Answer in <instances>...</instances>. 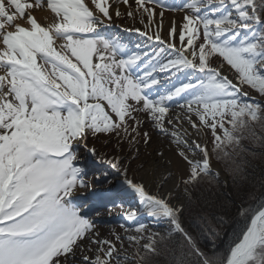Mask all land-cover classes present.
<instances>
[{
	"label": "snow or ice",
	"instance_id": "1",
	"mask_svg": "<svg viewBox=\"0 0 264 264\" xmlns=\"http://www.w3.org/2000/svg\"><path fill=\"white\" fill-rule=\"evenodd\" d=\"M44 7L47 24L32 14ZM169 12L182 15L165 26ZM113 16L141 43L104 35ZM257 127L264 0H0V264H148L161 245L170 264H264V198L237 205L220 251L194 212L220 169L245 178ZM85 152L106 166L96 183L138 201L107 237L79 202Z\"/></svg>",
	"mask_w": 264,
	"mask_h": 264
},
{
	"label": "trees",
	"instance_id": "2",
	"mask_svg": "<svg viewBox=\"0 0 264 264\" xmlns=\"http://www.w3.org/2000/svg\"><path fill=\"white\" fill-rule=\"evenodd\" d=\"M257 135L264 136V131L259 127L256 129ZM246 148H249L256 155L244 154L247 164L244 166L243 179L238 178L237 184H233L232 177L227 174L225 184L218 186L216 183L204 182L200 185L199 192L202 193L198 206L194 209L195 213L207 215L209 218L206 223L215 227L220 236L215 240L218 245L216 251L224 248L231 233L236 226L237 205L244 203L245 207L255 206L264 198V147H254L247 139L242 141ZM257 156V157H256ZM216 217H224L226 223L221 225ZM188 219V213L185 214V220ZM192 219L199 224L196 216ZM194 234L197 229H190ZM200 248L211 254L213 239L208 234H204L198 240ZM161 254L151 256L148 264H170L171 258L163 252V246H160Z\"/></svg>",
	"mask_w": 264,
	"mask_h": 264
},
{
	"label": "bare ground",
	"instance_id": "3",
	"mask_svg": "<svg viewBox=\"0 0 264 264\" xmlns=\"http://www.w3.org/2000/svg\"><path fill=\"white\" fill-rule=\"evenodd\" d=\"M121 10H123V7L121 8ZM32 14L42 24H47L53 20V14L49 10H47L46 7L41 8V9H33ZM181 15H182V13H175V14H173L171 12L166 13L165 26H167L168 18H171L174 16L176 20H179L181 18ZM130 23H131L130 21H127L124 19H117V18H115V16H113L112 25L111 26L109 25L106 28L101 29V32L108 34L109 36L117 35L130 48H134L137 43H141V38L134 32H126L123 30L124 27L126 25H130ZM137 26H139V25H137ZM83 157H82V163L83 164H86L85 162L88 161V159H93L91 157V155L86 153V152L84 153ZM95 166L98 167L95 169L97 171L98 169H100L99 167H101L103 165H99V163L97 161V162H95ZM213 166H214V168H218V165H216L215 163H213ZM103 167H106V166H103ZM220 172H221L220 179H222L224 175H223L221 170H220ZM88 182L91 185L90 188L87 191H84L83 193H80L78 195L80 196L79 202L85 204V210L86 211H90V210L93 211V215H94L93 217L97 218L100 216V214L104 213L106 215V217H108V218H110V217L121 218V212H122L121 205L123 206L124 209H128L129 207L135 208L138 206V201H137L136 197L133 194H131L130 192L119 191L118 185H117V187L113 188V190H115V191L113 192L114 197L112 198V199L116 198V203H112L113 201H111V203L108 204L106 202L108 205L106 204V205L97 207L98 206V205H96L97 202L99 203V201H103L100 203L104 204V201H107L104 199H106L105 198L106 193L110 192V191H108L109 184L107 187H105V186H95L94 184H92L93 182H95V180H93V182L88 180ZM112 183L115 185L116 180L113 179ZM101 194H105V195H103V197L100 199L99 195H101ZM112 199H110V200H112ZM113 205H114V207H113ZM97 213H99V215ZM143 218L147 219L146 216ZM118 221H121V220L118 219ZM151 222H152V225L159 226V227H162L164 229L167 228V225L156 224L154 221H151ZM115 223H117V222H115ZM113 229L120 231L119 224H117V225L112 224V225L107 226L105 228V232H106L105 237H107L110 234L111 230H113Z\"/></svg>",
	"mask_w": 264,
	"mask_h": 264
},
{
	"label": "rangeland",
	"instance_id": "4",
	"mask_svg": "<svg viewBox=\"0 0 264 264\" xmlns=\"http://www.w3.org/2000/svg\"><path fill=\"white\" fill-rule=\"evenodd\" d=\"M112 25V24H111ZM110 25V26H111ZM103 33V32H102ZM104 35H106V36H109L108 34H105V33H103ZM257 157V156H256ZM84 158V157H83ZM95 162H97L95 159H88V161H86L85 163L86 164H84L85 165V167H86V171H87V179L88 180H90V181H92L93 182V180H94V176L97 174V171L95 170L96 168H98V167H96L95 166ZM99 163V162H98ZM213 163H215V162H213ZM100 165V164H99ZM100 169H102V168H104L103 166H101V167H99ZM221 171H222V173H223V178L222 179H220V181H219V183H216V184H218V186H221V185H223V184H225L226 183V181H227V175H226V173H224L223 172V170L222 169H220ZM92 184H94L95 186H105V187H107L108 186V183H95V182H93ZM115 190H112V191H110V192H108V193H106V196H105V198H106V200L107 201H104V204L102 203H100V202H103V201H99V203L97 202L96 203V205H98L97 207H100V206H103V205H106L107 203L108 204H110L111 203V201H115V203H116V198H114V199H112L114 196V192ZM103 195H105V194H101V195H99V198L101 199L102 197H103ZM87 199V198H86ZM110 199H112V200H110ZM109 200V201H108ZM107 202V203H106ZM85 203V202H84ZM113 203V202H112ZM107 204V205H108ZM113 207H114V205H113ZM87 213L91 216V218L95 221V223H96V226H97V228L99 229V232H100V234H101V236L102 237H105V228L107 227V226H109V225H112V224H120L121 223V221H118V219L119 220H121V218H119V217H116V218H112V217H110V218H108V217H106V215L104 214V213H102V214H100V216L99 217H93L94 215H93V211L92 210H90V211H87ZM143 219H145V218H143ZM145 220H147V219H145ZM115 222H117V223H115ZM149 224L151 225V228H150V230L151 231H155V232H158V233H160L161 235H163L164 233H165V230L166 229H164V228H162V227H159V226H155V225H152V222L151 221H149ZM129 251L131 252L132 251V249H129Z\"/></svg>",
	"mask_w": 264,
	"mask_h": 264
}]
</instances>
